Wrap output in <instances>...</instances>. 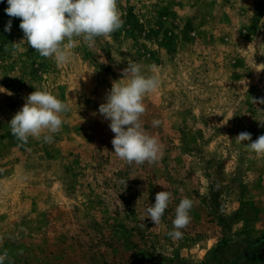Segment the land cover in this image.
Returning a JSON list of instances; mask_svg holds the SVG:
<instances>
[{
    "label": "rangeland",
    "instance_id": "obj_1",
    "mask_svg": "<svg viewBox=\"0 0 264 264\" xmlns=\"http://www.w3.org/2000/svg\"><path fill=\"white\" fill-rule=\"evenodd\" d=\"M7 7L0 0V253L13 264H264V156L235 139L264 135V104L252 100L264 99V0H118L122 27L93 47L75 40L64 65L23 41ZM131 63L160 81L143 100L144 128L163 146L155 164L120 160L98 111ZM35 90L70 110L53 142L21 146L8 123ZM163 190L173 199L161 223L143 221ZM184 197L191 222L173 239Z\"/></svg>",
    "mask_w": 264,
    "mask_h": 264
},
{
    "label": "clouds",
    "instance_id": "obj_2",
    "mask_svg": "<svg viewBox=\"0 0 264 264\" xmlns=\"http://www.w3.org/2000/svg\"><path fill=\"white\" fill-rule=\"evenodd\" d=\"M7 4L6 14L10 18H20L23 41L41 57L51 58L58 65L70 63L75 40L82 39L88 47H93L97 38H106L123 25L118 0H7ZM11 28L12 20L9 19L4 30L10 32ZM122 76L112 82L105 102L99 106V114L110 121L109 128L114 133L111 143L120 160L128 164H155L162 158L163 146L158 137L144 128L142 117L146 107L143 100L147 93L158 89L160 81L154 75L144 74L137 63L128 64ZM6 91L0 87V92ZM252 100L264 104V99ZM69 110L70 106L51 92L35 90L25 98L24 105L8 124L21 146L27 144L29 138L51 143ZM152 124L159 126L160 121L153 120ZM235 139L247 150L264 156V135L253 141L251 133L241 132ZM172 199L171 191L157 192L155 203L144 209L143 221L150 219L155 226L159 225ZM192 208L190 198L180 200L175 208L173 229L168 233L171 238H182V230L191 222ZM6 260L13 264L8 250L0 253V264H5Z\"/></svg>",
    "mask_w": 264,
    "mask_h": 264
}]
</instances>
